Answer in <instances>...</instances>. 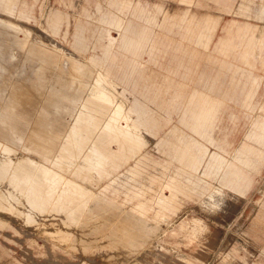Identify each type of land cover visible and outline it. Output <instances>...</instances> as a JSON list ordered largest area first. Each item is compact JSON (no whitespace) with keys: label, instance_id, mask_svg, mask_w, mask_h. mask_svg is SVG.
<instances>
[{"label":"crops","instance_id":"1","mask_svg":"<svg viewBox=\"0 0 264 264\" xmlns=\"http://www.w3.org/2000/svg\"><path fill=\"white\" fill-rule=\"evenodd\" d=\"M38 2L0 0V11L32 19L35 27L66 46L60 51L81 60L76 72L93 71L88 102L91 107L112 112L91 114L93 120L103 122L98 136L105 142L103 149L93 146V183L101 196L119 208L114 216L118 219L114 222L116 232H132L130 210L149 221L153 219L157 225L160 221L168 224L186 203H194L203 211L204 202L218 192L226 196L225 208L229 199L251 188L254 173L261 176L264 90L259 91L264 86V0H176L171 5L133 0H58L65 9L77 7L78 17L73 23L68 12L61 9L40 21L41 15L36 16L34 11L40 7ZM198 7L219 11L198 12ZM223 14L233 17L221 27ZM0 21L5 31L19 30L35 42L42 41L32 28L16 19L0 15ZM173 27L177 28V37L165 33ZM219 27L223 34L215 40ZM111 28L117 30L116 38L110 34ZM44 46L33 48L36 61L47 65L50 59ZM159 46L160 55L172 50L171 61L154 67L141 60L144 53H155ZM236 95L241 96L239 102L247 121L237 144L229 139L233 129L223 123L225 117L238 119L231 109ZM148 140L154 143L159 158L145 150ZM27 161L36 165L40 174L24 180L22 173L19 180H13L16 184L20 181L21 188L27 185L38 201L53 198L65 202L59 203L58 215H65L63 207L84 206L70 203L75 192L82 195L76 182L55 174L62 188H54V171L29 158ZM75 212L91 213L92 209ZM14 216L17 218L15 212ZM263 216L264 200L257 220ZM196 220L203 221L202 227L208 229L201 218L188 216L171 230V236L190 240L196 233L205 232L195 231ZM45 233L63 234L67 230ZM0 257L19 264L2 243ZM251 264H264V258Z\"/></svg>","mask_w":264,"mask_h":264},{"label":"rangeland","instance_id":"2","mask_svg":"<svg viewBox=\"0 0 264 264\" xmlns=\"http://www.w3.org/2000/svg\"><path fill=\"white\" fill-rule=\"evenodd\" d=\"M133 1L149 5L160 2L171 5L176 2ZM38 4L40 7L34 11L36 16L41 15L40 21L56 9L68 12L72 23L77 20V7L65 9L58 0H39ZM195 9L198 12L219 11L210 7ZM0 15L32 28L42 40L35 42L19 30L5 31L0 23V222L3 223L0 226V243L19 259V264H251L257 258H264V216L261 220L256 217L264 200V165L261 176L253 174L254 184L251 188L244 195L229 199L225 208L226 196L222 193L209 197L206 200L208 204L217 202L222 209L214 215L203 212H208L204 204L201 211L190 202L182 206L170 223L160 221L157 225L153 219L149 221L130 210L128 217L132 220V232H116L114 222L118 219L114 216L119 208L109 198L101 196L93 183V146L103 149L105 142L98 136L103 122L93 120L91 114L112 113L100 106L91 107L88 102L93 71L87 74L76 72L75 68L81 60L60 51L59 48L66 49V46L51 33L35 27L32 19L1 11ZM232 17L223 14L221 27ZM221 27L216 31L215 40L223 34ZM165 33L178 36L176 27L169 33L165 30ZM110 34L115 38L118 36L114 28L110 29ZM34 45H45L50 59L47 65L36 61ZM172 59V50L167 49L164 55H160V46L155 53L141 56V60L154 67H160V63H168ZM257 73L261 71L257 70ZM263 90L264 86L259 93ZM240 98V95H236L237 101L231 105L238 119L225 117L223 120L233 129L229 139L235 144L242 139L247 122L243 118ZM86 107L93 109V112H88ZM260 118L263 121L264 113ZM94 133L97 136L94 137ZM259 134L261 136V128ZM94 140L97 145H94ZM261 147L264 150L263 142ZM145 150L155 158L160 157L151 140L147 141ZM98 154L100 152L97 151ZM28 158L51 169L54 174L72 179L81 189L83 196L70 203L84 206L63 209L91 208L92 212L58 215L57 211L61 208L59 203L63 201L58 202L53 198L38 201L27 185L21 188L20 181L16 184L13 180H19L21 172L24 173V180L28 175L40 174L36 165L25 162ZM188 216L201 218L208 229L202 227L203 224L205 227L203 221L202 224L196 220L193 225L195 231L205 232L196 233V237L190 240L172 237L171 230ZM27 219L28 222H25ZM69 219L76 221L71 223L67 221ZM157 226L159 231L156 230ZM58 228L67 230V233H45ZM0 264L13 263L0 260Z\"/></svg>","mask_w":264,"mask_h":264},{"label":"bare ground","instance_id":"3","mask_svg":"<svg viewBox=\"0 0 264 264\" xmlns=\"http://www.w3.org/2000/svg\"><path fill=\"white\" fill-rule=\"evenodd\" d=\"M41 37V36H40ZM88 62V61H87ZM89 63V62H88ZM91 67V66H90ZM94 76V75H93ZM99 78H101L100 76H99ZM98 78V79H99ZM103 82V81H102ZM155 113V112H154ZM154 117V116H153ZM25 162L26 163H28V164H31L29 161H26L25 160ZM37 167V166H36ZM20 171H21V169H20ZM21 174H22V172H21ZM10 175L11 176H13V173L12 172H10ZM51 176H52V183H53V185H54V188H57V189H60V188H62V185L60 184V183H58L57 182V180L59 179V177L58 176H56L55 174H54V172L53 173H51ZM197 188V187H196ZM221 193V192H220ZM72 197H73V201L74 200H78L80 197H82V195L80 194V192H75L74 193V195H72ZM220 197H222V198H224L223 197V195H221ZM76 203H72V205L74 206ZM203 206H205V207H207V209H208V212L209 213H217V212H219V211H221L222 209H221V207H220V205L217 203V202H215V203H213V204H208L206 201L204 202V205ZM62 211H63V213L65 214V215H76V212H75V209H62ZM47 234V233H46ZM49 238H51L52 239V237L51 236H49Z\"/></svg>","mask_w":264,"mask_h":264}]
</instances>
